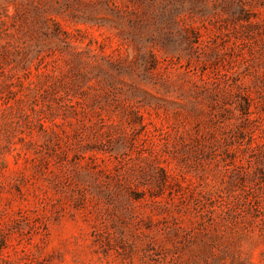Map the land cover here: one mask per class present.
I'll list each match as a JSON object with an SVG mask.
<instances>
[{
	"label": "rangeland",
	"instance_id": "1",
	"mask_svg": "<svg viewBox=\"0 0 264 264\" xmlns=\"http://www.w3.org/2000/svg\"><path fill=\"white\" fill-rule=\"evenodd\" d=\"M0 264H264V0H0Z\"/></svg>",
	"mask_w": 264,
	"mask_h": 264
}]
</instances>
